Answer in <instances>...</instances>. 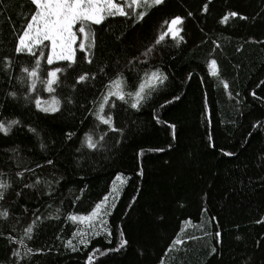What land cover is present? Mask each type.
Here are the masks:
<instances>
[{
    "label": "trees",
    "instance_id": "1",
    "mask_svg": "<svg viewBox=\"0 0 264 264\" xmlns=\"http://www.w3.org/2000/svg\"><path fill=\"white\" fill-rule=\"evenodd\" d=\"M146 10L142 22L116 16L92 26L94 64L84 63L79 51L76 57L79 70L92 68L97 78L73 93V80L62 77L56 92L61 112L53 116L26 102L15 79L16 62L32 59L14 57V48L34 6L30 0H0V121L21 122L8 136L0 134V180L11 185L0 200V211H8L0 219V264H13L12 251L19 248L6 237L20 239L36 215L49 214L59 219L45 220L25 239L33 252L19 264H87L93 253L94 264H264V0H165ZM232 11L247 19L222 23ZM175 16L184 18V41L177 46L166 38L154 45L163 21ZM5 57H14L11 79ZM212 60L215 76L209 72ZM156 69L168 79L139 111L116 101L112 114L123 135L108 132L95 151L82 148L84 133L91 131L96 140L106 129L96 128L88 115L103 85L118 72L126 91L134 92L140 77ZM9 91L16 100L6 99ZM69 94L72 104L63 102ZM169 124L175 125V139ZM117 176L124 178L120 196L110 201L104 221L91 227L89 214L111 193ZM69 214L85 219L73 222ZM121 231L128 245L100 255L118 247ZM69 240L76 251L66 246Z\"/></svg>",
    "mask_w": 264,
    "mask_h": 264
},
{
    "label": "snow or ice",
    "instance_id": "2",
    "mask_svg": "<svg viewBox=\"0 0 264 264\" xmlns=\"http://www.w3.org/2000/svg\"><path fill=\"white\" fill-rule=\"evenodd\" d=\"M164 2L165 0H123V3H118L117 0H30L31 5L34 6V11L30 20H28L26 26L19 34L14 48V57L24 56L32 58L27 63L23 61L16 62L20 74L15 77V79L24 86V100L28 103H34L35 109L46 115L54 116L56 113L61 112L62 99L56 95V92L57 88L63 83L62 77L63 79L71 78L73 80L71 85L73 93L77 91V86H80V91H85L88 89L91 82L95 81L97 78V72L93 71L92 68L86 71H80L76 57V53L79 51L82 54L81 59L84 63L87 65L94 64L93 49L96 46V37L92 26L101 25L106 17L116 16L128 18L133 21V23L142 22L148 15L147 8L162 6ZM142 8L145 10H141ZM203 11H208L207 3L203 5ZM188 15L191 16L192 13L189 12ZM230 17H239L241 20L247 19V17L232 11L224 15L221 22L226 23ZM183 24L184 18L181 16H175L170 20H164L161 26L164 30L160 31L158 36L155 37L154 45H160L166 38H170L176 41L177 46H179V43L184 41V36L181 35L184 31L182 27ZM45 50H47V54ZM151 51L152 48L149 47L142 55L146 56L147 53ZM14 57H5L3 61L4 70L9 71L10 79L11 70L14 67ZM141 62L144 63L146 61ZM216 69V61L212 60L209 64L210 74L215 76ZM98 72L104 73V68L98 67ZM167 79L168 77L160 72L159 69L150 72L146 71L143 77H140L135 91L128 92L126 91L125 78L122 74L117 72L115 78L110 79L108 83L103 85L105 91L99 94V98L93 97L92 108L88 112V115L93 117L94 126L96 128H99L100 125H104L106 129L103 134L99 136V139L96 140L93 139L91 131L84 133L81 140V147H86L90 151H95L100 142L104 140V137L108 135V132L123 135V129L116 126L112 114V110L117 107L116 101L128 104L131 109L139 111L151 94L155 92L159 86L163 85ZM261 83H264V81ZM225 87H227V85H225ZM39 92H47L50 98L42 99ZM253 95H255V93H253ZM8 97L12 100H16L17 93L15 91H9L6 99ZM174 99L178 100L179 96L174 97ZM63 102L72 104V96L70 94L64 95ZM171 102L172 101H166V103ZM163 106L164 105H161V107ZM156 119L157 123H160L159 119ZM20 123L18 119H13L7 123L0 121V134L8 136L12 127ZM261 126L260 124L253 125L254 128ZM168 127L172 130V138L175 139V125L169 124ZM27 131L35 134L37 137L39 136L35 128L28 127ZM73 135L74 133L71 132L66 133L67 139H71ZM249 135H251V133H249ZM40 147L44 149L45 145L41 143ZM158 151H163V149H159ZM223 155L231 157L235 154L232 152H223ZM46 164L52 165L53 160L47 159ZM37 167H43V165L37 164ZM25 171H34V169L25 168ZM142 174L143 171L141 169L140 175ZM2 175L3 173H0V176ZM16 175L22 178L24 172H17ZM116 179L119 180L120 177L117 176ZM40 183L41 181L39 179L34 182V184ZM33 186L32 184L25 185V187L28 188H32ZM9 187H11L10 184L0 180V200L4 199L5 191ZM45 194L52 196L51 191ZM17 195H19V193H17ZM82 195L83 189L80 190V194L75 197V200H79ZM108 199L109 197L105 196L100 203H97L88 218L97 217L102 207H105L106 210V202ZM56 211L58 213L59 209ZM7 218L8 211L6 209L0 211V219ZM54 219L58 220L59 215L49 214L43 218L40 215H36L35 219L25 227L23 237L20 239H15L12 236L6 237L12 244L19 245V248L12 251V256L15 258L13 264H19V261L24 259V256L33 252V250L25 244V239H32L34 229L40 227L45 220ZM66 219L76 222L85 219V217L69 214ZM0 235H2V233H0ZM219 235L220 233L217 232L216 236ZM120 236V243L115 249H107L105 252H100L99 249L95 251L100 252V255H106L108 252L113 251L119 252L128 245V241L124 239V233L122 231ZM192 239H195V237H192ZM80 243L84 244L85 241L81 239ZM173 243L178 245L182 244L183 241L175 240ZM66 246L76 251V247L72 244L71 240L67 241ZM20 248L25 249L24 255L21 254ZM168 250L171 251V247ZM215 251L216 249L213 248L212 252L215 253ZM94 257L95 253L90 254L87 258V264H94Z\"/></svg>",
    "mask_w": 264,
    "mask_h": 264
},
{
    "label": "rangeland",
    "instance_id": "3",
    "mask_svg": "<svg viewBox=\"0 0 264 264\" xmlns=\"http://www.w3.org/2000/svg\"><path fill=\"white\" fill-rule=\"evenodd\" d=\"M106 18H108V17H106ZM105 18V19H106ZM78 27V26H77ZM75 30V29H74ZM45 43H47V42H45ZM78 43H79V40H78ZM42 99H49L50 97H49V94L47 93V92H44V95H42V96H40ZM120 177V179L119 180H115V182L113 183V185H112V188H111V193L108 195V197H109V199H108V201L106 202V210H105V207H102L101 208V210H100V212H99V214H98V216L97 217H91V218H88L87 219V224H90L91 225V227H93V225L95 226V225H100L101 224V222L102 221H104L103 220V217H104V213L105 212H107L108 211V209H107V207H108V205L110 204V201L113 199V201L114 200H116V198H118L119 196H120V194H121V192H120V189H121V187H122V181H123V176H119ZM112 201V202H113ZM112 206H113V204H111V207H110V209H112ZM110 211V210H109ZM87 217V216H86ZM89 217V216H88ZM90 219V220H89ZM95 220V222H93ZM93 224V225H92ZM99 231H102L101 230V228H99L98 229Z\"/></svg>",
    "mask_w": 264,
    "mask_h": 264
}]
</instances>
